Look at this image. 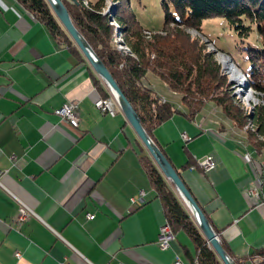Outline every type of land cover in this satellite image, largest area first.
<instances>
[{
	"label": "crops",
	"instance_id": "crops-1",
	"mask_svg": "<svg viewBox=\"0 0 264 264\" xmlns=\"http://www.w3.org/2000/svg\"><path fill=\"white\" fill-rule=\"evenodd\" d=\"M94 75L16 0H0V264H174L175 256L192 264L183 232L157 246L165 219L141 161L150 156L121 112L94 106ZM149 76L144 87L182 112L150 137L227 253L254 264L250 255L264 250V153L255 156L219 107L209 102L189 118L181 96ZM67 104L76 128L54 114ZM207 155L215 168L203 173L197 163ZM16 199L34 215L17 222Z\"/></svg>",
	"mask_w": 264,
	"mask_h": 264
},
{
	"label": "trees",
	"instance_id": "trees-1",
	"mask_svg": "<svg viewBox=\"0 0 264 264\" xmlns=\"http://www.w3.org/2000/svg\"><path fill=\"white\" fill-rule=\"evenodd\" d=\"M16 1L47 29L54 41L65 46L80 61L86 62L46 0ZM61 1L75 27L120 87L148 134L173 115L182 113L144 87L142 79L148 72H152L169 89L180 94L189 118L202 109L204 102L212 101L221 109L225 118L234 122L237 128L245 130L249 143L256 150L264 148V105H253L248 109L241 106L242 110H246L244 113L238 106L217 99L211 87H222L221 84L216 86V82L223 77L212 54L202 53L196 46L188 43L186 37L179 43L173 35L172 39L169 34L162 36L150 33L149 31L156 28L142 26L134 10H131L129 0H115L116 5L113 6L114 13L111 16L118 26L117 29L108 23L109 16L104 14L105 0ZM161 12L162 18L156 17L153 20L160 25V30L170 25L199 30L203 20L216 17L225 19L240 37H246L254 27L261 49L246 50L249 70L244 75L247 86L264 96V0H163ZM118 36L127 46L124 49L126 53L116 47ZM92 78L100 96L110 98L98 76L95 74ZM141 161L155 197L162 205L165 223L169 225L173 235L183 232L196 251L195 258L191 259L192 264L195 261L197 264H222L171 183L163 177L151 157H143ZM187 164L188 162L184 167ZM263 255L264 250L255 251L248 259L254 264H264ZM236 263L241 264L237 260Z\"/></svg>",
	"mask_w": 264,
	"mask_h": 264
},
{
	"label": "rangeland",
	"instance_id": "rangeland-1",
	"mask_svg": "<svg viewBox=\"0 0 264 264\" xmlns=\"http://www.w3.org/2000/svg\"><path fill=\"white\" fill-rule=\"evenodd\" d=\"M129 2L131 10H134V14L138 16V20L141 22L144 28H156L153 31H149L150 33L160 34L162 36H167L169 34V37L171 38V35H173L174 39L179 43L183 41V37H186L188 39V43L196 46L202 51V53L213 55V61L219 66L220 74L223 77L219 78L216 82V86L221 84L222 87L216 89L211 87L212 91L214 90L213 93L215 94L217 99L221 101L226 100L229 105L231 104L235 107L238 106L240 110H242L241 106L245 105L246 100L249 101L251 107L253 105H264V96L260 95L247 86L246 77L244 75L245 72H248L249 70L246 50L261 49L260 40L258 39L254 27H252V30L249 31L246 37H240L237 35V33L234 32L233 28L228 25L225 19L216 17L203 20L199 27V30L195 28H186L184 26L177 27L176 25H170L168 26V28L165 27V29L160 30L161 28H158L160 27V25L153 20L156 17H159V19L162 18L163 13L161 12V9L163 0H129ZM114 5H116L115 0H105L104 14L109 16L108 23L112 27L117 29L118 26L116 22L112 21L111 16L114 13ZM122 41V38L118 36L116 47L117 49L126 53L127 51H125L124 49L127 46H125ZM215 49L220 51L222 50V52L228 54L229 57L233 60H231L232 65H234L235 67H239L241 71L244 72V79L242 80V82H240L239 80L240 77L243 78L242 74L238 75L239 77H231L228 71L222 68L225 62L220 61V59L217 57L218 51H216ZM232 65L229 63V65H226L224 67L226 69L230 68L231 70ZM147 74L150 76L153 75L152 72H148ZM235 75H237V73H235ZM146 88L149 89L148 87ZM169 91L176 93L171 89H169ZM109 99L113 101L111 96ZM209 102L212 103V101H206L204 102V105L208 104ZM242 111L246 113V110L243 109ZM243 131L245 132V130ZM254 152L255 156H257L260 153H264V148L256 151L254 150Z\"/></svg>",
	"mask_w": 264,
	"mask_h": 264
},
{
	"label": "water",
	"instance_id": "water-1",
	"mask_svg": "<svg viewBox=\"0 0 264 264\" xmlns=\"http://www.w3.org/2000/svg\"><path fill=\"white\" fill-rule=\"evenodd\" d=\"M46 2L55 15L56 19L62 25L63 29L69 35L78 50L81 52L88 65L92 68L94 73L100 78L105 88L108 90L109 95L113 99L118 110L123 114L137 135L138 139L145 147L149 156L159 169L160 173L167 181L171 183L174 191L190 213L193 221L199 228L209 247L215 252L222 264H237L236 261L224 249L219 240L218 234L216 231H214L202 208L199 206L197 201L186 187L182 177L180 176V173L176 171L168 158L146 132L140 122L139 117L137 116L124 93L121 91L120 87L117 85L109 71L98 58L92 47L75 27L63 2L61 0H46Z\"/></svg>",
	"mask_w": 264,
	"mask_h": 264
},
{
	"label": "built area",
	"instance_id": "built-area-1",
	"mask_svg": "<svg viewBox=\"0 0 264 264\" xmlns=\"http://www.w3.org/2000/svg\"><path fill=\"white\" fill-rule=\"evenodd\" d=\"M162 101H164V100H162ZM94 106L99 111H101L102 113H106L110 116H114L118 112L117 106L109 98H102L101 96H99L95 100ZM54 114L61 117L65 121H67L71 127L76 128L78 126V117L75 113V106L74 105H70V104L63 105V106L59 107L58 109H55ZM181 138L185 141L188 140V137L186 136L185 133L182 134ZM244 159L247 162H250V157L247 154L244 155ZM197 166L203 173H207V172L214 170L215 162H214L212 156L207 155V156L203 157L197 163ZM253 192H255V191H253ZM143 194H144L143 191H140L138 193V196L142 197ZM130 201H131V203L137 202L136 199H131ZM33 215H34V213L29 207H27L22 202L18 201V210H17L16 216H15V220L17 222H23L27 218H29ZM93 218H94V215H89V214L87 215V219L92 220ZM173 238H174V235L172 234L171 228L169 227V225L167 223H164L159 229V234H158V238H157V246L162 250L167 249L169 247L170 241H172ZM15 256L17 258H19L18 253H16ZM262 258L264 259V255ZM59 264H66V263L60 262ZM174 264H184V263L182 262V260L180 259L179 256H175ZM193 264H197L196 261Z\"/></svg>",
	"mask_w": 264,
	"mask_h": 264
},
{
	"label": "bare ground",
	"instance_id": "bare-ground-1",
	"mask_svg": "<svg viewBox=\"0 0 264 264\" xmlns=\"http://www.w3.org/2000/svg\"><path fill=\"white\" fill-rule=\"evenodd\" d=\"M215 50H216V49H215ZM217 57L220 59L221 62H225L224 65L222 66V68H223L224 70H227L228 73H229V75H230L231 77H232V76L239 77L238 75H241V74H242V76H243V72L241 71V69H240L239 67H235L234 65H232V63H231V58L229 57L228 54H226V53H224V52H222V51H218V53H217ZM229 63L232 65L231 70H230V68H229V69H226V68L224 67V66H226V65H229ZM235 73H237V75H235ZM240 78H241V77H240ZM240 78H239V80H240V82H242V80L244 79V76H243V78H241V79H240ZM250 107H251V105L249 104V101L246 100V101H245L244 108H245V109H248V108H250Z\"/></svg>",
	"mask_w": 264,
	"mask_h": 264
}]
</instances>
